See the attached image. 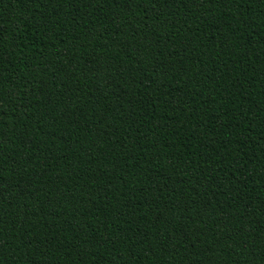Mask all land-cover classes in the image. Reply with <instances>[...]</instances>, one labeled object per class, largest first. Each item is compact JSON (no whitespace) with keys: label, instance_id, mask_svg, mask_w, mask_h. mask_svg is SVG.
<instances>
[{"label":"trees","instance_id":"trees-1","mask_svg":"<svg viewBox=\"0 0 264 264\" xmlns=\"http://www.w3.org/2000/svg\"><path fill=\"white\" fill-rule=\"evenodd\" d=\"M0 264H264V0H0Z\"/></svg>","mask_w":264,"mask_h":264}]
</instances>
